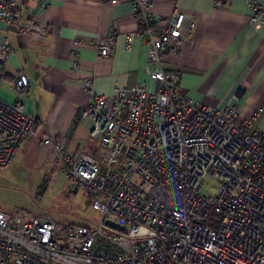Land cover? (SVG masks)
Returning <instances> with one entry per match:
<instances>
[{"label":"built area","instance_id":"2783aa9c","mask_svg":"<svg viewBox=\"0 0 264 264\" xmlns=\"http://www.w3.org/2000/svg\"><path fill=\"white\" fill-rule=\"evenodd\" d=\"M129 1L139 27L125 34L123 48L137 38L145 43L144 72L157 87L143 80L91 96L81 116L91 121L96 155L70 156L59 141L41 142L101 218L91 228L0 211V264H264V122L253 127L263 108L239 118L233 106L180 96L179 72L165 69L162 56L188 37L194 16L174 9L159 23L151 0ZM245 1L253 9L251 25L260 28L264 7ZM23 8V0H0V20L44 36L45 24L23 16ZM115 38L96 37L94 48L106 56ZM0 54L1 89L7 39ZM28 81L18 74L14 101L0 98L1 171L11 167L35 122L24 110ZM207 177L219 183L214 195L202 190Z\"/></svg>","mask_w":264,"mask_h":264},{"label":"crops","instance_id":"0c3cea01","mask_svg":"<svg viewBox=\"0 0 264 264\" xmlns=\"http://www.w3.org/2000/svg\"><path fill=\"white\" fill-rule=\"evenodd\" d=\"M258 1L264 7V0ZM23 5V16L45 24L46 34L19 33L15 23L0 20V42L7 39L10 47L0 98L13 102L15 77L27 76L24 110L35 122L16 157L33 169L64 174L52 148L41 143L45 138L61 142L70 156L96 155L91 121L81 116L91 96L143 80L152 88L157 83L144 72L145 43L137 38L129 50L123 48L125 34L139 27L129 0H23ZM151 5L159 23L174 9L195 18L179 48L162 56L165 69L179 72V95L217 108L233 106L239 118L262 107L253 125L258 128L264 122V19L260 28L253 27V9L245 0H151ZM112 33L113 50L102 56L93 41Z\"/></svg>","mask_w":264,"mask_h":264},{"label":"rangeland","instance_id":"374dc122","mask_svg":"<svg viewBox=\"0 0 264 264\" xmlns=\"http://www.w3.org/2000/svg\"><path fill=\"white\" fill-rule=\"evenodd\" d=\"M218 186L216 179L207 177L202 190L214 195ZM0 208L7 214L22 210L31 217L49 216L62 224L91 228L101 218V213L91 206L90 198L73 188L71 180L58 169L51 172L48 168L33 169L21 155L16 157L12 170H0Z\"/></svg>","mask_w":264,"mask_h":264},{"label":"water","instance_id":"95a60500","mask_svg":"<svg viewBox=\"0 0 264 264\" xmlns=\"http://www.w3.org/2000/svg\"><path fill=\"white\" fill-rule=\"evenodd\" d=\"M104 223H105V225H107L109 227H112V228H114L116 230H122V226L121 225H119V224H117V223H115V222H113V221H111L109 219H105Z\"/></svg>","mask_w":264,"mask_h":264}]
</instances>
